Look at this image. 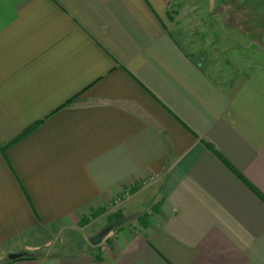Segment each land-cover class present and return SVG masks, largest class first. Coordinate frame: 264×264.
Wrapping results in <instances>:
<instances>
[{
  "label": "crops",
  "instance_id": "obj_1",
  "mask_svg": "<svg viewBox=\"0 0 264 264\" xmlns=\"http://www.w3.org/2000/svg\"><path fill=\"white\" fill-rule=\"evenodd\" d=\"M188 1L0 0V264H264V10L225 80Z\"/></svg>",
  "mask_w": 264,
  "mask_h": 264
},
{
  "label": "rangeland",
  "instance_id": "obj_2",
  "mask_svg": "<svg viewBox=\"0 0 264 264\" xmlns=\"http://www.w3.org/2000/svg\"><path fill=\"white\" fill-rule=\"evenodd\" d=\"M188 2L190 3L189 9L192 10L190 14H193V12H196V14H197L193 18L194 20L192 19L193 25L191 26L195 30V32L198 34L195 36L197 39L195 38L194 40L201 41V39H202V40H204L203 43H205V44L208 43L207 45L209 48V51H208L209 53H200L201 59L204 62H206L207 65H210L213 68L215 67L216 70L221 69L219 74H225L224 75L225 80L229 79L230 78L229 74L231 72V68L234 69L233 68L234 67V59H233L234 53L232 54V56H230V55L228 56V53H220V50H223L224 48L220 47L219 45H221L222 43L217 41V36H218V34L221 33V30H222V28H221L222 25L220 24V21L217 18L218 0H189ZM255 2L257 3V5L259 4L261 6L262 10H264V8H262V2H260V1L257 2V0H255ZM181 9L185 10V7H182ZM181 9H180V11H181ZM261 9H259V11H261ZM249 11L250 10H247V11L245 10L243 15L240 14V16L237 18L240 21H238V20H235V18L233 16L234 12H233L232 6L231 7L229 6V8L227 10L228 15L226 16V18H227L226 20H229L231 25H234L235 21L245 22L247 20V18H249V13H248ZM247 21H249V20H247ZM206 38H208V39L206 40ZM211 51H213V53H210ZM217 52H219V53H217ZM230 53H232V50L230 51ZM248 55H249V53H248ZM232 60H233V62H232ZM211 71L214 72V69ZM113 219H114V221L110 220L107 223V225L109 223H112L114 225L113 229H115L120 224L121 218L116 217ZM86 232L81 231V239H79V240H82V242L86 241L85 240V237L87 236ZM40 234H43L44 238L47 236V238L49 239V243L51 244L50 249H53V250L67 251V248H66L67 243L71 242V240L72 241L78 240L77 236L72 235V234L69 236V235H67V233L59 231L58 229L57 230H51L50 229V230L45 231V233H40ZM105 239L106 238L104 237V239H102L101 242H103ZM101 242L99 244H101ZM58 245H60V246H58Z\"/></svg>",
  "mask_w": 264,
  "mask_h": 264
},
{
  "label": "water",
  "instance_id": "obj_3",
  "mask_svg": "<svg viewBox=\"0 0 264 264\" xmlns=\"http://www.w3.org/2000/svg\"><path fill=\"white\" fill-rule=\"evenodd\" d=\"M111 228H112L111 225H109V226H107L106 228H104V229H103L102 231H100V232H99L94 238L91 239V243H92L93 245H98V244L102 241V239H104V237L107 236V234L110 232ZM23 255H24V254H11V255L8 256V259H9L10 261H14V260H16V259L21 258Z\"/></svg>",
  "mask_w": 264,
  "mask_h": 264
},
{
  "label": "trees",
  "instance_id": "obj_4",
  "mask_svg": "<svg viewBox=\"0 0 264 264\" xmlns=\"http://www.w3.org/2000/svg\"><path fill=\"white\" fill-rule=\"evenodd\" d=\"M109 225H112L113 226V224L112 223H109ZM28 257H30V255H27Z\"/></svg>",
  "mask_w": 264,
  "mask_h": 264
}]
</instances>
